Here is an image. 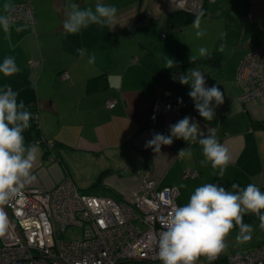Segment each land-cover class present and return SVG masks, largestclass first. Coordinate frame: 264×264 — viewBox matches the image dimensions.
Returning <instances> with one entry per match:
<instances>
[{"label":"crops","instance_id":"1","mask_svg":"<svg viewBox=\"0 0 264 264\" xmlns=\"http://www.w3.org/2000/svg\"><path fill=\"white\" fill-rule=\"evenodd\" d=\"M18 1L0 0V12L7 11L5 2L12 6ZM214 1L205 4L200 16L202 36H196L193 21L166 27L163 16H154L158 14L154 0H103L116 5L118 23L90 24L77 33L63 28L71 3L94 8L97 0H31L33 22L10 21V34L0 31V61L13 56L20 69L11 75L0 72V88L18 91V99L36 107L41 132L51 144L37 145V166L53 172L45 187L69 177L82 191L130 202L142 192V179L151 177L157 188L176 185V202L184 204L202 183L215 182L227 189L233 182L245 186L263 180L264 129L252 128L250 118L264 121V106L255 99L238 101L242 88L235 77L244 54L264 38L258 26L264 22V0L250 1L257 25L229 15L236 8L242 14L247 9L229 6L230 0ZM22 23L27 26L15 31ZM244 39L245 51H232L230 46ZM200 46L208 47L212 58L194 68L204 72L207 85L217 84L224 94L215 117L206 121L199 115L188 95L191 85L183 83L179 113L159 112L150 119L155 102L176 98L169 84H160V73L168 68L166 57L175 64L190 62L191 54L198 60L204 58ZM30 59L40 60V65L30 67ZM165 77L171 78L166 73ZM102 80L106 85L98 83ZM110 98L116 99L112 108L105 106ZM185 115L198 121L204 135L211 127L228 147L231 162L223 177L214 174L218 169L206 160L198 142L188 144L174 137L171 144L161 145L160 152L147 145L154 133L169 134V126ZM181 149L184 155L179 154ZM185 169L197 174L184 175Z\"/></svg>","mask_w":264,"mask_h":264},{"label":"built area","instance_id":"2","mask_svg":"<svg viewBox=\"0 0 264 264\" xmlns=\"http://www.w3.org/2000/svg\"><path fill=\"white\" fill-rule=\"evenodd\" d=\"M205 1H164L158 11L162 16L179 10L199 14ZM5 13L10 21L33 22L31 0H19ZM247 16L255 18L251 10ZM28 64L37 67L40 60L30 59ZM235 81L242 88L238 101L255 99L264 106V38L244 54ZM115 102L110 98L105 105L110 108ZM179 111L176 100L155 102L150 119L159 112ZM196 174L184 170V175ZM141 186L133 202L80 191L69 177L49 189L24 188L22 199L4 205L8 226L0 235V264H162L150 234L158 235L162 221L179 205L177 186L157 188V181L149 177ZM23 220H29L30 227ZM221 264H264V247L231 252Z\"/></svg>","mask_w":264,"mask_h":264},{"label":"clouds","instance_id":"3","mask_svg":"<svg viewBox=\"0 0 264 264\" xmlns=\"http://www.w3.org/2000/svg\"><path fill=\"white\" fill-rule=\"evenodd\" d=\"M10 7L8 2L3 4L4 9ZM117 11L115 4H107L103 0H97L94 8H81L73 2L63 21V28L66 33H77L90 24L112 27L118 23ZM193 24L197 29L196 36H202L204 29L200 27L199 15ZM26 26L16 24L15 31L20 32ZM11 30L10 17L0 12V31L10 34ZM198 52L201 57L210 55V49L206 46H200ZM166 59L169 68L176 63L171 57L167 56ZM189 59L195 61L197 56L191 54ZM19 70L13 56H6L0 61V72L5 75ZM172 78L191 85L188 95L193 98L194 107L201 117L211 121L215 117V108L224 100V94L217 84L207 85L204 72L195 68ZM18 96L16 90L0 88V235L6 232L8 226L4 205L13 198L22 199L23 189L37 179L32 169L39 148L35 143H26L24 136V130L30 127L32 113ZM174 137L182 138L188 144L198 142L206 160L211 162L213 169H218L214 174L218 177L225 175L231 154L211 127L208 128V135H204L198 121L185 115L169 126V134L156 132L146 143L152 146L154 152H160L161 145L171 144ZM179 154L184 155V149ZM187 154L191 155L190 152ZM232 188L238 190H228L215 182L202 183L191 191L186 203L172 207L167 219L162 221L158 235L150 234L158 246V255L163 264H194L202 255L211 264L225 249V237L233 227L239 230L236 240L245 242L252 238L253 225L244 220L246 213L251 212L259 217L260 227L264 228V191L255 183L241 187L233 182ZM22 224L30 227L29 220H23Z\"/></svg>","mask_w":264,"mask_h":264},{"label":"rangeland","instance_id":"4","mask_svg":"<svg viewBox=\"0 0 264 264\" xmlns=\"http://www.w3.org/2000/svg\"><path fill=\"white\" fill-rule=\"evenodd\" d=\"M145 1L147 2L148 0H145ZM157 1H159V0H154L155 5L157 4L156 3ZM164 1H166L168 3L169 0H160L158 2L157 6L163 5L164 4ZM230 1L232 2V4H229V6L238 5V7H243L244 9H249L252 6V4L250 2L251 0H230ZM205 2H206V4H209V5L212 4V3H214V4L217 3L216 1L212 2V0H206ZM226 3H229V1L226 0ZM252 8H253V6H252ZM253 10H254V8H253ZM173 12H175V11H173ZM202 12H205V9L204 10H201V13ZM157 13L158 14L157 15H154V16H161L162 17V15L159 14V11L158 10H157ZM165 15H163V17ZM229 15L231 16V18H233L234 20H238V21H241V19L239 20V16H242V19H243L242 21L243 22L245 21V19H244V17H245L246 20H247L246 23L248 21H249L248 23H254L255 22L254 25H257L256 19H255V21L249 20L246 17V14H244V12L242 14V12L240 11V8H236ZM223 20L226 21L227 18L225 17ZM176 27H180V25L179 26H176ZM262 40L260 42H262ZM246 45L247 44H246L245 39H244L242 42H240V45H237V41H236L232 46H230V48H232V51H236V52L237 51H245ZM227 47H229V46H227ZM258 160L261 161L260 159H258ZM249 162H250V166H251L252 160H250ZM32 170L35 172V174L37 176V179L34 182H32L31 184H28L29 185V188H33V187L34 188H39V189H49V188H51V187L48 188V187H45V186L49 185V183H48V180L50 179L49 174L50 173H53L52 171H49L47 169L38 167L37 166V161L34 162V165H33V169ZM78 172L79 173H82L81 171H78ZM95 176H96V173H95V175H93V178ZM254 178L256 180V177H254ZM262 182L264 184V179L261 180V182H259V183L255 182V184H257L261 188V190L264 191V185H261ZM51 183H52L51 186H53V182H50V184ZM75 186H76V184H75ZM43 187H45V188H43ZM241 187H243V186H241ZM227 189L228 190H233V191L238 190V189H233L232 187H229ZM134 200L135 199L131 200L130 202H133ZM244 220L246 222L251 223L253 225L252 238L250 240H248V241H245V242H240V241L236 240V235H237V233H238L239 230H238V227H233L230 230V232L228 233V235L225 237V239H226V247L218 255V257H222L224 255H228L231 252H237V251H243L244 252V251H247V250L254 249V248H256L258 246H261V245L264 246V228H261L260 227L259 217H257L254 213L249 212V213H246L244 215ZM74 228L75 229H79V227H74ZM215 262H216V260L213 261V262H211V264H213ZM194 264H210V262L207 260V258L205 256L202 255V256H200L194 262Z\"/></svg>","mask_w":264,"mask_h":264},{"label":"trees","instance_id":"5","mask_svg":"<svg viewBox=\"0 0 264 264\" xmlns=\"http://www.w3.org/2000/svg\"><path fill=\"white\" fill-rule=\"evenodd\" d=\"M250 10L254 13V10H253V8L251 6L246 11V17L247 18H248L247 14H248V12ZM204 14H205V12H202V13H199V14H192V13H187V12H184V11H175V12H171V13L165 15L163 17V22H164L166 27H170V28H173V27H176V26H179V25L180 26H184V25H187V24L191 23L192 21H194L198 15L202 16ZM254 17H255V13H254ZM255 19H256V17L254 19H249V20H255ZM258 26L261 29L264 30V22L263 23L262 22H258ZM211 58H212V55L205 56L204 58H201V59H198V60H195V61L186 62V63H183V64H175L171 68L168 67L165 70L166 72L160 73V84L164 85V86H167L169 84V87H167V88H169L171 91H173V93H174V95L176 97L175 100L177 101L180 109H181L182 101L184 100V91H183L184 85H183V83H181L179 81V79H175L174 80L172 78L173 75H177L178 76L180 73L186 72V70H190V69L196 67L198 65V63L199 64L203 63V62H205V61H207V60H209ZM216 58H219V57L217 56ZM165 73L169 74V76H171L170 80L166 79ZM98 83L106 85V82L103 81V80H102V82H98ZM25 105L28 108V110H30L31 113H32V117L30 118V127L24 130L25 142L26 143H35L36 145H38V144L45 145L46 144L47 146H50L51 144H49L48 139H45L43 134H42V132H41L40 125L38 123V119H37V115H36V107L33 104H29V103H25ZM110 108H112V107H110ZM250 119H251L250 120V126L252 128H254V129H264V121L255 120L253 118H250ZM149 178H151V177H149ZM224 260H225V256L218 257L216 259V262L213 263V264H221V262H223Z\"/></svg>","mask_w":264,"mask_h":264},{"label":"bare ground","instance_id":"6","mask_svg":"<svg viewBox=\"0 0 264 264\" xmlns=\"http://www.w3.org/2000/svg\"><path fill=\"white\" fill-rule=\"evenodd\" d=\"M52 188H53V187H52ZM79 190H80V189H79ZM177 190H178V189H177ZM80 191H82V190H80ZM83 192H85V191H83ZM87 193H90V192H87ZM90 194H92V193H90ZM93 195H95V194H93ZM99 196H101V195H99ZM261 247L263 248L264 246L261 245ZM224 256H225V259H226V256H227V255H224ZM224 261H225V260H224ZM224 261H223V262H224ZM223 262H221V263H223ZM162 264H163V263H162Z\"/></svg>","mask_w":264,"mask_h":264}]
</instances>
